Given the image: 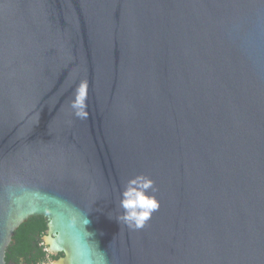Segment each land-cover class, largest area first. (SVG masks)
<instances>
[{
	"label": "water",
	"instance_id": "water-1",
	"mask_svg": "<svg viewBox=\"0 0 264 264\" xmlns=\"http://www.w3.org/2000/svg\"><path fill=\"white\" fill-rule=\"evenodd\" d=\"M39 217L56 264H264V0H0V264Z\"/></svg>",
	"mask_w": 264,
	"mask_h": 264
},
{
	"label": "clouds",
	"instance_id": "clouds-1",
	"mask_svg": "<svg viewBox=\"0 0 264 264\" xmlns=\"http://www.w3.org/2000/svg\"><path fill=\"white\" fill-rule=\"evenodd\" d=\"M86 82L80 86L76 102L73 107H81L86 96ZM77 116L86 118L87 113L78 111ZM154 181L146 176H138L129 180L121 193L120 207L123 214L117 218L118 222H123L129 228L140 229L150 219L151 215L159 208V202L149 194L154 191ZM87 221L86 224H88Z\"/></svg>",
	"mask_w": 264,
	"mask_h": 264
},
{
	"label": "flooded vegetation",
	"instance_id": "flooded-vegetation-1",
	"mask_svg": "<svg viewBox=\"0 0 264 264\" xmlns=\"http://www.w3.org/2000/svg\"><path fill=\"white\" fill-rule=\"evenodd\" d=\"M45 235L42 237L39 235H36L33 238L28 237V248L26 255H22L18 251L10 252V248L16 243L14 235L13 243L6 252V264H56V262L61 259L63 255H53L49 253L48 247L44 243Z\"/></svg>",
	"mask_w": 264,
	"mask_h": 264
},
{
	"label": "trees",
	"instance_id": "trees-1",
	"mask_svg": "<svg viewBox=\"0 0 264 264\" xmlns=\"http://www.w3.org/2000/svg\"><path fill=\"white\" fill-rule=\"evenodd\" d=\"M47 229V221L42 218L31 219L28 223L22 225L15 233V245L10 248V252L18 251L22 255L27 254L28 237H35L36 235L44 236ZM44 254V253H43Z\"/></svg>",
	"mask_w": 264,
	"mask_h": 264
}]
</instances>
